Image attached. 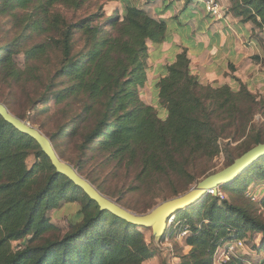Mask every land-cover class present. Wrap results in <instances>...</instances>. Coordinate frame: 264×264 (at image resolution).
<instances>
[{
	"label": "trees",
	"instance_id": "16d2710c",
	"mask_svg": "<svg viewBox=\"0 0 264 264\" xmlns=\"http://www.w3.org/2000/svg\"><path fill=\"white\" fill-rule=\"evenodd\" d=\"M33 1L7 0L15 2V7H26ZM38 1L75 11L93 0ZM97 1L118 2L122 13L108 17L102 26L96 24L103 18L100 14L74 26L66 25L57 15L54 23L42 30L61 32V39L53 42L63 60L57 72L62 80L60 88L48 87L49 92L46 90L48 93L39 102L54 100L60 106L58 123L72 117L47 137L59 158L80 175L101 156L104 169L113 166L106 177L109 180L129 173L123 179L131 181L128 189L110 196L123 197L126 191L147 192L144 189L151 183L161 185L163 178L168 186H174L173 177H190L194 161L215 157L217 141L227 132L232 131V137L238 140L245 136L256 116L258 97L243 84L238 91L229 86H204L192 75L190 60L183 52L168 68L167 76L156 84L157 96L168 112L166 120L160 119L156 109L141 101L140 89L147 81L149 43L160 45L166 41L167 21L153 19L136 0ZM230 1L231 14L243 23L264 29V0ZM79 30L84 49L75 53L73 38ZM51 47L44 43L27 54L36 60ZM14 54L13 46L0 48V77L6 81H18L26 75L17 68ZM17 118L24 121L21 116ZM263 143L264 133L258 129L242 155ZM60 146H70L76 153L74 158L65 157ZM31 156L37 162L29 168ZM86 180L96 188V179ZM256 181H264V158L222 190L238 195L241 186L247 189ZM96 189L105 196L100 187ZM75 203L81 205L80 217L70 220L68 232L61 238L52 237L60 228L52 223L50 213ZM153 207L148 206L142 214ZM174 222V229L172 225L162 238L188 232L186 245L190 252L180 258L182 264H214L216 251L225 243H245L253 233L264 236V222L249 209L213 195L177 213ZM141 229L150 228L129 224L103 211L57 172L35 140L0 115V264H144L155 253ZM21 242L26 245L14 247ZM262 242L255 247L258 256L264 254V238ZM233 262L245 264L240 258Z\"/></svg>",
	"mask_w": 264,
	"mask_h": 264
},
{
	"label": "rangeland",
	"instance_id": "374dc122",
	"mask_svg": "<svg viewBox=\"0 0 264 264\" xmlns=\"http://www.w3.org/2000/svg\"><path fill=\"white\" fill-rule=\"evenodd\" d=\"M121 13L122 7L118 2H99L93 0L81 9L74 11L61 5L49 7L45 1L39 2L35 0L26 7H15V2L1 0L0 48L13 46L15 53L13 59L17 68L24 71L26 75L18 81L13 79L6 81L1 76L0 101L8 107L13 115L23 117V120L27 124L40 130L44 135L51 137L52 134L57 132L58 127L72 121V117L63 121V123H58L60 116H57L56 113L60 110V106L54 100L44 104L39 102L49 92L47 90L48 87L57 86L60 88L62 80L57 76V72L63 60L61 50L53 42V40L61 39V32L57 33L54 30V32L42 33V30L47 28L49 24L54 23L57 15L62 17L66 25L74 26L92 15L100 14L103 18L97 20L98 22L96 24L102 26L108 17H115ZM64 27H61V30ZM73 41L75 53H81L84 49V39L81 36L80 30L75 34ZM44 43H49L52 46L51 49L45 55H41L36 60H32L27 53ZM239 88L235 91H238ZM142 89H140V98L145 104L142 100ZM46 90L48 91L47 93ZM255 95L258 97L257 102L259 106L256 116L247 128L245 136L238 140V138L234 139L232 137V131L227 132L224 138H220L217 141L218 153L215 157L212 159L202 158L194 161L189 168L190 177L182 176L181 174L173 177L175 181L174 186H168L166 178H163L161 185L151 183L148 188L144 189L147 192L126 191L123 197H119L118 194L110 196L109 193H119L122 188L127 190L131 181L124 182V177L129 174L126 171L121 173L116 180L106 178L113 171V166L104 169V156L96 158L94 163L86 170L80 171V173L86 179H96V188L100 187L109 199L133 213L144 215L142 212L148 206L154 205L153 209H155L167 201V198L170 197L169 200H171L182 196L195 188L199 182L208 176L221 172L229 167L243 154L247 148V142H250V138L255 135L258 129H262L264 133V93L258 91ZM34 101L35 104H32ZM151 107L157 110L160 119L166 120L168 112L165 106L160 103L159 98L158 107L156 108L154 105ZM60 148L67 158H74L76 155L75 152L69 149L71 148L70 146H66V148L60 146ZM36 162L35 157L31 156L27 162L28 167H33ZM222 189V187L219 189L218 194L211 195L219 197L221 201L228 199L231 203L246 207L252 215L264 222V207L262 206V200L264 199V181H256L247 189H245L244 185L241 186L240 189L242 191L238 195L226 194ZM173 191H179L181 194L173 196L175 193H172ZM80 209L81 205L75 203L62 205L59 209L51 212L49 217L52 223L60 228V231L54 233L52 237L61 238L66 234L70 220L74 216L80 217L78 214ZM153 209L146 212V214ZM172 229H174V224ZM140 231L144 234L147 243L155 253L154 257L144 264H182L180 258L190 252V247L186 245V238L189 236L187 231H183L174 237L167 236L166 238H157L152 229H141ZM250 235L253 237L245 240V248L240 251V259L245 264H264V254L258 256L255 250V247L262 245L264 236L262 234L256 235L255 233ZM20 244L26 245L25 242H21L15 243L14 247L18 248ZM225 245L219 247L221 252L225 250ZM217 255L219 256V253ZM234 260L237 259H230L226 264H236L233 262ZM214 264H217L215 256Z\"/></svg>",
	"mask_w": 264,
	"mask_h": 264
},
{
	"label": "crops",
	"instance_id": "0c3cea01",
	"mask_svg": "<svg viewBox=\"0 0 264 264\" xmlns=\"http://www.w3.org/2000/svg\"><path fill=\"white\" fill-rule=\"evenodd\" d=\"M136 1L153 19L168 23L166 41L149 43L147 83L141 91L146 105L158 107L156 84L183 52L204 86L236 90L243 84L264 93V29L231 14L230 0H222L227 19L212 17L197 0Z\"/></svg>",
	"mask_w": 264,
	"mask_h": 264
},
{
	"label": "water",
	"instance_id": "95a60500",
	"mask_svg": "<svg viewBox=\"0 0 264 264\" xmlns=\"http://www.w3.org/2000/svg\"><path fill=\"white\" fill-rule=\"evenodd\" d=\"M0 115L17 131L35 140L50 159L57 172L67 177L77 187L82 189L103 211H108L129 224L142 228H150L157 238H161L167 234L169 230V220L175 218L177 213L198 204L208 195L218 194L221 187L233 183L253 164L264 158L263 143L246 152L223 171L208 176L186 194L163 202L147 214L139 215L123 208L115 201L101 194L88 180L82 177L72 165L65 163L59 158L53 143L46 135L17 118L1 102Z\"/></svg>",
	"mask_w": 264,
	"mask_h": 264
},
{
	"label": "built area",
	"instance_id": "2783aa9c",
	"mask_svg": "<svg viewBox=\"0 0 264 264\" xmlns=\"http://www.w3.org/2000/svg\"><path fill=\"white\" fill-rule=\"evenodd\" d=\"M200 4H202L206 10V12L212 17L218 19H227V15L223 12L222 0H197ZM175 218L169 220V230L172 227ZM225 250L223 252L220 251V248L215 253L216 263L226 264L230 261V259H239L240 251L245 248L244 241H232L225 243ZM219 253V256L217 255Z\"/></svg>",
	"mask_w": 264,
	"mask_h": 264
}]
</instances>
